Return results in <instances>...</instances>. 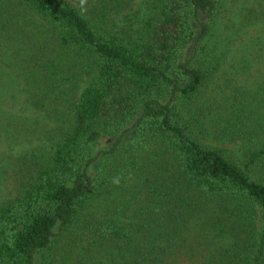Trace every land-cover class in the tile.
<instances>
[{"label":"trees","instance_id":"1","mask_svg":"<svg viewBox=\"0 0 264 264\" xmlns=\"http://www.w3.org/2000/svg\"><path fill=\"white\" fill-rule=\"evenodd\" d=\"M222 1L0 0V108L41 121L0 264H264V6L232 50Z\"/></svg>","mask_w":264,"mask_h":264},{"label":"rangeland","instance_id":"2","mask_svg":"<svg viewBox=\"0 0 264 264\" xmlns=\"http://www.w3.org/2000/svg\"><path fill=\"white\" fill-rule=\"evenodd\" d=\"M222 4H224V8L219 13L218 22H221L220 26L225 28L227 33L235 35V40L230 46L232 50L241 48L248 38L255 36L257 31L262 32L260 29L251 28L247 29V33H245L244 28L239 30L236 28L237 23L243 20V16L254 14V10L256 15L262 13L263 9L261 7L264 6V0H260V4L255 0H223ZM144 6L143 0H130L126 8L122 10V14L125 13L133 19L135 30L140 27L141 21L145 18ZM260 18L262 16L259 15ZM262 35L264 36V34ZM261 41L263 42L262 48H264V38ZM237 54L241 55L242 53L238 51ZM22 102L23 97L12 99L9 101L7 108H0V112L7 113L6 117L8 116L11 120H14L16 124L18 123V131L17 129L7 130L6 134H0V197H6L14 193L19 174L11 170L14 167L13 159L19 153L31 149L35 143H40L38 139H34L36 130L38 131L41 123L40 117L34 111L26 107H20ZM24 130H27V133ZM44 136L45 142H47L49 132Z\"/></svg>","mask_w":264,"mask_h":264},{"label":"clouds","instance_id":"3","mask_svg":"<svg viewBox=\"0 0 264 264\" xmlns=\"http://www.w3.org/2000/svg\"><path fill=\"white\" fill-rule=\"evenodd\" d=\"M80 2H81V4L83 5L84 3H85V0H80ZM81 11H86V9H81ZM120 177L119 176H117V177H115L114 179H113V184H115V185H119L120 184Z\"/></svg>","mask_w":264,"mask_h":264}]
</instances>
